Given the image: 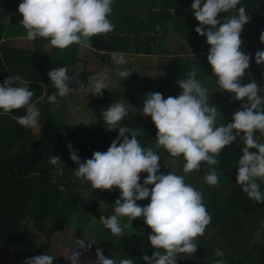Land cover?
<instances>
[{
	"label": "clouds",
	"instance_id": "clouds-1",
	"mask_svg": "<svg viewBox=\"0 0 264 264\" xmlns=\"http://www.w3.org/2000/svg\"><path fill=\"white\" fill-rule=\"evenodd\" d=\"M114 3L115 0H20L18 12L22 14L20 22L27 40L47 38L51 46L64 50L72 44L89 46L93 36L113 31L115 25L109 16ZM238 5H241V0H192L190 6L199 21L196 33L206 36V43L210 45L207 61L219 89L233 94L232 99L243 101L241 110L232 113L231 122L217 126L216 120L221 113L215 105H210L207 89L196 79L197 69L189 71L185 79H177L182 91L175 97L164 98L160 92L146 93L141 114L150 116L157 129L156 146H163L171 157L183 156L185 174L199 171L201 162L217 165L221 150L240 137L244 147L237 161L236 184L241 186L249 200L264 203V192L257 183V180L264 181V143L255 138L257 131L264 134V89L259 88L255 80L241 82L251 58L241 49L240 34L250 17L246 15V8ZM232 10L235 14L224 16L222 20L217 18L218 13ZM259 39L264 43V31ZM109 55L117 66L113 69L116 77L123 80L133 72L119 67L128 63L125 53L112 52ZM254 59L257 64L264 63V50H258ZM2 62L3 57L0 56ZM83 69L82 65L71 76L67 66L50 69L47 76L57 91L49 95L47 101L57 104V96H68L73 91L70 81L78 78ZM30 83L19 75L8 76L0 82V115L14 109H25L24 115L14 117L16 122L25 128H37L40 127L41 114L32 102L35 93ZM109 83V72L105 68L93 77L89 92L93 96L102 95V90L107 89ZM39 99L43 100L44 96ZM127 114L122 102L111 103L101 112L107 129L118 130L106 151H95L91 158L81 162L71 143L66 145L69 158L78 165L73 174L82 182H90L93 189L111 190L115 187L120 190L113 206L114 214L99 218L113 235L122 237L123 227L131 226V220L144 218V223L151 229L148 241L155 249L151 256L142 257L145 264H177L181 254L191 257L197 251V237H203L211 216L206 210L202 192L186 183L184 175H178L174 170L168 174L159 171L160 156L151 147L141 146L137 129L118 127ZM125 133H129L131 138ZM60 161L59 156L49 157L53 166ZM145 172L147 176L141 183L140 174ZM58 175H63L62 167L54 169L53 183ZM204 181L210 186L219 184L215 168L204 174ZM57 187L59 191H65L63 185ZM149 197L147 205L137 204V201ZM121 217H127L129 223L122 226ZM74 247L86 248L88 245L77 239ZM215 255L218 259L213 264H227L223 250L215 249ZM79 257L80 252L72 251L67 258L71 264H78ZM53 259L54 255L45 253L26 258L24 264H53ZM95 264H117V261L106 258L103 250L97 248ZM119 264L135 262L133 259H120Z\"/></svg>",
	"mask_w": 264,
	"mask_h": 264
},
{
	"label": "trees",
	"instance_id": "trees-1",
	"mask_svg": "<svg viewBox=\"0 0 264 264\" xmlns=\"http://www.w3.org/2000/svg\"><path fill=\"white\" fill-rule=\"evenodd\" d=\"M19 3L20 0H0V17L18 14V21L13 23L9 20V23L15 25L18 23L21 26L22 14L18 12ZM127 3L129 6L133 5L134 0H127ZM129 6H124L122 0H115L113 11L109 16L115 28L103 36H93L89 41L91 49L130 54H157L155 43L157 36L145 33L147 30L143 29V20L136 19L133 8L131 10ZM240 6L246 8V15L250 17L249 22L243 25L240 34L241 49L251 58L249 68L241 82L248 83L255 80L258 87L264 89V63L257 64L254 59L258 50H264V43L259 39L260 33L264 31V0H241V5L237 7ZM121 27L125 32H120ZM6 30L4 24L0 23V56L3 57V62L0 63V82L11 75H19L23 80L31 82V90L35 93L32 102L41 115L40 127L37 128H25L16 122L14 117L24 115L25 109H14L11 113L0 115V245L4 243V246L17 248L18 251L23 249L31 257L45 253L54 255L53 264H67L62 259L60 249L49 241V236L55 231L64 230L65 225L73 224L82 236L79 237L88 243L86 250H74L80 252L78 264H93V250L100 247L104 256L115 259L117 264L120 259H133L135 264H145L142 257L151 256L153 247L148 241V236L140 238L137 234V230L148 229L143 217L131 220V226L124 227L123 236L119 239L112 237L111 231L100 222L92 227V231L86 230L88 217L103 196L107 202L104 216L114 214L113 206L120 196V190L113 187L111 190L100 191L89 185L90 190L83 194L84 182L73 174V169L78 165L69 158V149L66 147L71 143L81 162L91 158L95 151L107 150L111 141L118 135V130L107 129L101 112L109 104L119 102L118 93L108 88L102 90V95L93 96L89 92L87 108L94 116L95 123L79 122L67 131L64 119L57 114L58 103L52 104L47 101V97L57 91L50 82L47 72L54 67L67 66L68 74L74 75L70 70L78 61L79 44H72L69 48L61 50L51 46L47 38L37 37L34 41H29L26 37L20 38L19 35L6 36ZM135 31L143 33L136 34ZM187 39L194 48L207 44L206 38L197 33L187 36ZM45 44H48V47H44ZM198 65L197 62L191 63L189 71L198 70L196 79L199 75H208L207 81H201V84L210 91L216 90L218 85L211 65L208 61L201 69L197 68ZM178 71L171 74L172 83L169 84L174 87L175 96L182 91L177 83V79H181L177 76L180 73ZM69 86L73 91L79 89L73 80L70 81ZM42 95L44 99L40 100ZM232 95L218 87L215 102L209 101L210 105H218L217 109L221 107L224 110L222 115H218L220 120L217 126L223 122L225 124L231 122L232 113L241 110L243 101L232 99ZM127 113L118 127L127 126L130 129H137L139 133L137 139L140 144H146L147 148L151 147L157 154H166L176 165L175 172L178 175L183 173L185 163L183 156L171 157L163 146H156L157 129L153 121ZM125 135L131 138L129 133ZM255 138L258 142L264 143V134L259 131L255 133ZM242 147H244L243 141L237 137L230 145L224 147V151L242 155ZM50 156H59L60 163L56 166L50 164ZM217 159V165L210 166L201 162L200 170L194 171L197 175V177L193 175L194 188L201 187L209 191L208 195H204L203 202L206 204V201L210 200L206 210L211 216V222L206 227L203 237L199 239L197 237L199 243L197 251L191 257L179 256L177 264H213V261L218 259L215 255L217 248L223 250L227 264H253L260 262L264 254V237L263 242L255 248L258 250L257 254H253L247 246L237 248L243 223L253 218L255 206H258L264 215V203L249 200L238 184L229 185L226 191L222 190L224 186H221L222 182L230 179L228 171L231 168L227 167L219 156ZM56 167L63 168V175L56 176L53 183L52 177ZM211 168H215L219 176V184L216 186H210L204 181V174ZM257 183L264 186L261 180H257ZM58 185H63L65 191H59ZM145 199L148 204L150 197ZM123 223H129L127 217H123ZM214 231L218 232L219 237L223 235L225 241L220 243ZM97 238L104 240V244L100 247L97 246ZM243 259L247 262L245 263Z\"/></svg>",
	"mask_w": 264,
	"mask_h": 264
},
{
	"label": "crops",
	"instance_id": "crops-1",
	"mask_svg": "<svg viewBox=\"0 0 264 264\" xmlns=\"http://www.w3.org/2000/svg\"><path fill=\"white\" fill-rule=\"evenodd\" d=\"M191 3L192 0H134L133 11L135 18H140L143 20V29L147 30L145 33H149L151 36H157L155 38V43L158 51L157 54L125 53L128 63L120 66L133 71L132 76L134 80L132 82H134V84L130 87L126 86L125 89H122L120 91L117 90V93L119 95V102H122L125 105L127 104V102H129L130 107L134 108L136 104H143L145 94L148 92H160L164 98H167L169 96L175 97L174 87L169 85L170 83H172L171 74L173 75L176 70H179L178 72L180 73H178L177 76L181 77V79H185L186 74L190 70L191 63L197 62L199 64L197 68H202L204 63L207 61L206 56L208 55V51L204 50L209 49L210 45L202 44L200 46H195L194 48L190 46V43L188 42L187 36L196 33L195 28L199 24V22H196L197 20L193 15V10L190 7ZM231 15H233V10L228 13H218L217 18L222 20L224 16L228 17ZM10 16L11 15L7 17L8 21ZM6 28L8 29L9 27ZM122 29L123 27H121L120 32H125ZM137 33L141 34L143 32L137 31L136 34ZM19 37L22 38L21 36ZM202 37L206 38V36ZM80 47L84 46L80 45ZM84 52L89 53L90 51L85 50ZM95 52L98 54L103 53L105 55V51ZM110 53L112 52H107L108 55ZM78 55H80V52H77L78 61L74 66H72L70 72L75 74L77 72L76 69L80 68L82 65L85 67H89L88 69L91 70L93 67L88 66V64L85 63L84 60H79L81 56ZM207 77L208 75H199L197 79L200 82H204L207 81ZM207 91L210 95L209 101L213 100V102H215L218 87L214 91H210L208 89ZM75 93L76 92H73V94ZM86 95L88 97L87 93ZM66 100L67 99H65V103L61 104L59 98L57 104L58 114L61 111L60 109L65 105H68L67 113L70 114L71 106ZM130 111L132 110L127 109V112L132 113ZM218 111H220L222 115L224 110L219 107ZM87 114L89 115V117L92 115L90 112ZM58 116L60 117V115ZM142 117L144 120L152 121L150 116L145 115V118L143 115ZM63 119L65 121V124L69 126L70 129H72L75 124L83 122L81 120L73 122V119L68 118V121L73 122V124H71L70 126L69 124H67L66 118L64 117ZM140 175L142 179L140 182L142 183L144 177L142 173ZM120 223L122 226L126 225L125 223H123V217H121ZM2 248H5V246L1 245L0 249ZM13 248L14 247H11L10 251H13ZM5 251H7V249ZM5 251L2 252L1 250L0 255L4 254ZM154 251L155 249L153 248V252ZM181 255L185 256L186 254Z\"/></svg>",
	"mask_w": 264,
	"mask_h": 264
},
{
	"label": "rangeland",
	"instance_id": "rangeland-1",
	"mask_svg": "<svg viewBox=\"0 0 264 264\" xmlns=\"http://www.w3.org/2000/svg\"><path fill=\"white\" fill-rule=\"evenodd\" d=\"M124 1L122 0L123 5L126 7L129 6V4L127 3V0L125 2ZM129 8L132 10L133 5H130ZM18 19H19L18 14H14V15L12 14L9 18V20L13 23L18 21ZM0 23H3L5 27H9L6 30V36L11 37L14 35H19L21 37H26V35H25L26 31L22 25L20 26L18 23L16 25L10 24L7 17H5V16L0 17ZM22 34H24V35H22ZM47 46H48V44L44 45V47H47ZM85 50H88L90 52L85 53L84 52ZM77 52L78 53L80 52V55H78V56H81V58L79 60H84V62L87 63L88 66H92L93 68L90 70V69H88L89 67L84 66L83 71L79 72L78 78L73 79V83L75 85L79 86L78 90L73 91V92H76L75 94H73V92H71L68 97L67 96L63 97V98L59 97L61 104L65 103V99H67L66 101H68L70 106H71L70 114L67 113L68 105H65L63 108H61L60 109L61 111L59 112V114L57 113L58 115H60L61 118L65 117L67 120V124H69L70 126H71V124H73V122H77L78 120H81L83 122H88V123L92 122L91 124L95 123L96 120H95L94 116L91 115L89 117V115L87 114V113H89V111L87 108L88 97H87L86 93L89 95L88 92L90 90L93 77L97 73L101 72L103 69H105V68L108 69L109 76H110V83L108 85V89H110L112 91L117 92V90L120 91L122 89H125L126 86L130 87V86H133V84H134V82H132L134 80V78L132 76V72L129 74V76L126 79H123V80H121L120 78L115 76L113 69L116 68L117 66L111 62L110 55L107 54V51H105V55L104 54H98L93 49H91L90 46L80 47V45H79L77 48ZM104 56H106V57H104ZM119 67L121 69H125L122 66H119ZM80 68L76 69V71L78 72ZM126 69H128V68H126ZM129 71H131V70H129ZM125 106L128 110H132L130 112H132L133 114H139L137 116L141 115L140 117L143 119V117H142L143 115L141 114V111H139V110H142V108H143L142 103L136 104L134 108H131L129 105V102H127V104ZM144 117H145V115H144ZM218 117L216 120V124H218V121L220 120ZM68 118L73 119V122L68 121ZM66 130L67 131L70 130V127L67 125H66ZM141 146L144 148H147L146 144H144V143H141ZM158 155L161 158V160L159 161V163H160V170L159 171L161 173L168 174L172 170L175 171L176 165L174 164V162L171 159L168 158V156L166 154H158ZM218 156L226 164L227 167L231 168L230 171H228V174L230 175V179H228V181H223L221 184V186L224 185L222 190L226 191V189H229L228 188V187H230L229 185H232V184L237 185L236 184L237 161L239 160L241 155L235 154L233 152H226V151H224V148H223ZM142 175H143V177H146L147 173L146 172L142 173ZM180 175H184L186 183L191 184L192 186L195 185V182H194L195 178L193 177V175L196 177H197V175L194 171L187 173V174L180 173ZM191 180H193V181H191ZM226 182H227V184H226ZM83 184H84V186L82 187V193L85 194L90 190V188H88L90 185V182L84 181ZM260 189L262 192H264V186L263 185L260 186ZM197 190L202 192L203 198H204V195L209 194L208 190L201 189V187H199ZM100 191H101V189H100ZM100 194H101V192H100ZM102 198L103 199H101V201L98 202L96 208L94 209V211L92 213H90V215L88 217V223H87V229L86 230H88L89 232L93 230L92 229L93 226H95V225L97 226L99 224L100 216L104 215L107 202L104 199L105 198L104 196ZM137 204H139L141 206L147 205V200L146 199L141 200V201L139 200V201H137ZM209 205H210V200L208 199L206 201L205 206L208 208ZM254 213H255V215L253 216V218H251L247 222L243 223L241 234H240V241L238 242L237 248L239 249L243 246H247L250 248V250L253 254H257L258 250L255 248L263 242L262 238L264 237V215L258 206H255V212ZM120 221H121V218H120ZM137 233H138V236H140V238H143L145 236H148L151 233V229L148 226V229L137 230ZM214 233H215V237H217L220 240V243L225 241L223 235H220V237H219L218 232L214 231ZM79 236H81V235L78 233L76 226L73 224L72 225L69 224L68 226L65 225L64 230L55 231L52 233V235L49 236V241L54 246H56L60 249V251H61L60 253L63 256L62 259L67 264H71V261L67 257H70V254L72 251L77 250V249L86 250L85 248L74 247L76 245L77 239L78 240H84L83 238L81 239L82 236L81 237H79ZM111 236L114 238L116 237V239L117 238L119 239L118 236H115L113 234ZM198 239H199V237H198ZM96 241L99 243L98 244L96 242L97 246H99V247L104 244L103 243L104 240L102 238H97ZM84 242L86 245H88L87 241L84 240ZM1 245H4V243H2ZM223 245H224V243H223ZM86 248H88V247H86ZM252 248H254V249H252ZM6 249H7V251H5ZM10 249H11V246L10 247L5 246V248L0 249V251L2 250V252L5 251L4 254L0 255V263H2V264H22L26 258H31L27 254V252L24 251L23 249H21L20 251H18L17 248H13V251H10ZM93 252L94 253H93V259L92 260H93V264H95L96 249H94ZM244 261H245V263L247 262V260H244ZM260 262H255L253 264H264V254L262 255V259Z\"/></svg>",
	"mask_w": 264,
	"mask_h": 264
}]
</instances>
